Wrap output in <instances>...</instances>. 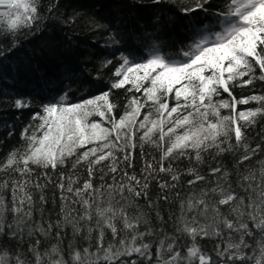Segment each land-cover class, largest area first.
Masks as SVG:
<instances>
[{
    "label": "trees",
    "instance_id": "obj_1",
    "mask_svg": "<svg viewBox=\"0 0 264 264\" xmlns=\"http://www.w3.org/2000/svg\"><path fill=\"white\" fill-rule=\"evenodd\" d=\"M236 1L30 0L19 25L0 16V264H264V30L224 90L161 125L174 92L144 68L195 54ZM88 104L100 138L34 157L58 109Z\"/></svg>",
    "mask_w": 264,
    "mask_h": 264
},
{
    "label": "rangeland",
    "instance_id": "obj_2",
    "mask_svg": "<svg viewBox=\"0 0 264 264\" xmlns=\"http://www.w3.org/2000/svg\"><path fill=\"white\" fill-rule=\"evenodd\" d=\"M29 2L30 0H0V16L5 15V19L10 20L8 24L19 25L20 18L30 9ZM235 7L239 9L237 20L226 26L218 37L204 39L192 56L182 62L165 63L155 60L144 65L147 69L159 67L157 72L151 73L153 80H158L160 86L164 85L167 93L172 89L174 92L175 102L167 113L168 117L163 118L165 121L157 118L156 124L161 125L177 113V107L184 104L181 102L183 99L194 101L197 97V101L200 102L211 99L215 89H225L227 79L232 77L236 69L245 68L250 63L253 45L264 30V0H240ZM220 101L221 99L218 100ZM81 105L77 108H60L57 112L54 111L56 115L46 121L45 128L39 134L40 139H36L32 144L34 157L39 154L36 153L38 148L39 152L44 151L46 154L56 153L54 150L57 147H59L57 152H65L68 150L66 141L69 138L77 142L85 138L86 141L100 138L101 131L105 129L104 122L87 118L83 115L86 113L84 111L92 106ZM79 107L82 111L77 110ZM178 118L180 121L177 124L189 121L185 114ZM116 123L120 126L124 120H117Z\"/></svg>",
    "mask_w": 264,
    "mask_h": 264
},
{
    "label": "bare ground",
    "instance_id": "obj_3",
    "mask_svg": "<svg viewBox=\"0 0 264 264\" xmlns=\"http://www.w3.org/2000/svg\"><path fill=\"white\" fill-rule=\"evenodd\" d=\"M39 82L38 81H35V82H31V83H29V85H28V87H29V89L31 88H33L35 85H37ZM41 83V82H40ZM39 85V84H38ZM41 86V85H40ZM39 88V87H38ZM99 91H101L100 89H97V90H94L92 93H98Z\"/></svg>",
    "mask_w": 264,
    "mask_h": 264
}]
</instances>
